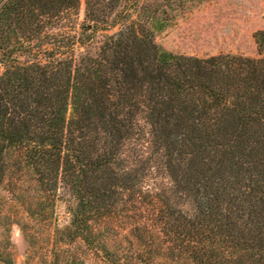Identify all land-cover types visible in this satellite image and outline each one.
<instances>
[{"label":"trees","instance_id":"16d2710c","mask_svg":"<svg viewBox=\"0 0 264 264\" xmlns=\"http://www.w3.org/2000/svg\"><path fill=\"white\" fill-rule=\"evenodd\" d=\"M152 5L0 0V185L63 190L110 264L108 224L159 264H264V31L256 58L176 55Z\"/></svg>","mask_w":264,"mask_h":264},{"label":"rangeland","instance_id":"374dc122","mask_svg":"<svg viewBox=\"0 0 264 264\" xmlns=\"http://www.w3.org/2000/svg\"><path fill=\"white\" fill-rule=\"evenodd\" d=\"M149 1L164 20L162 30L153 31L160 49L198 58L258 56L254 34L264 31V0ZM84 18L85 0H79L77 22L81 24ZM102 36L104 33L96 35L91 51ZM157 182L167 184L169 180L162 174ZM39 189L28 177L18 183L9 177V182L0 185V264H110L109 257L99 249L80 239L71 240L70 197L59 190L52 200ZM100 230V242L121 259L126 258L130 264L156 262L152 251L130 246L124 234L116 233L110 239V224Z\"/></svg>","mask_w":264,"mask_h":264}]
</instances>
